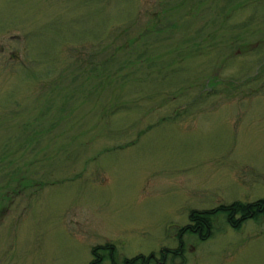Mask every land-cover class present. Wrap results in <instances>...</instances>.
<instances>
[{"label":"rangeland","instance_id":"obj_1","mask_svg":"<svg viewBox=\"0 0 264 264\" xmlns=\"http://www.w3.org/2000/svg\"><path fill=\"white\" fill-rule=\"evenodd\" d=\"M259 202L264 0H0V264H264Z\"/></svg>","mask_w":264,"mask_h":264},{"label":"trees","instance_id":"obj_2","mask_svg":"<svg viewBox=\"0 0 264 264\" xmlns=\"http://www.w3.org/2000/svg\"><path fill=\"white\" fill-rule=\"evenodd\" d=\"M216 213H221V214L224 213L230 222H232V220L234 219V215L237 216L238 214L246 215V218H249V219L251 218V216L253 217L252 219H256L264 215V202H259L253 206L250 205V206H245V207H242L240 205H234L231 207H222V208H219V210L215 211V213L213 214L205 215V218H212V216H214V214ZM193 216L195 217V214ZM198 220H199L198 225L196 223L192 227H188L185 232H190L192 234H197L199 236L204 234V232L209 234V232H211L210 227L202 226L203 224L200 222L201 221L200 218ZM198 220H196V222ZM237 226L239 227V225ZM104 260H105L104 256L100 258L96 256V258L94 257V261L92 262V264H103ZM112 261H113V264H118L115 262L114 259ZM139 263L147 264L146 260L143 258L135 259L127 264H139Z\"/></svg>","mask_w":264,"mask_h":264}]
</instances>
